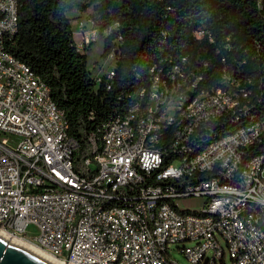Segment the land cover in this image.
<instances>
[{
	"label": "built area",
	"instance_id": "1",
	"mask_svg": "<svg viewBox=\"0 0 264 264\" xmlns=\"http://www.w3.org/2000/svg\"><path fill=\"white\" fill-rule=\"evenodd\" d=\"M117 26L100 31L84 15L76 48ZM17 27V0H0L1 230L63 264H182L180 243L191 264H227L226 253L231 264H264V113L251 112L250 89L225 70L220 85L203 86L186 56L153 65L128 109L89 135L81 170L63 110L8 50ZM227 119L234 129L216 133ZM187 197H202L200 210L178 205Z\"/></svg>",
	"mask_w": 264,
	"mask_h": 264
},
{
	"label": "trees",
	"instance_id": "2",
	"mask_svg": "<svg viewBox=\"0 0 264 264\" xmlns=\"http://www.w3.org/2000/svg\"><path fill=\"white\" fill-rule=\"evenodd\" d=\"M18 27L8 50L49 87L76 139L75 168L90 156L89 135L100 136L111 116L124 112L149 85L150 68L181 56L199 67L203 86L220 85L221 74L250 89L252 113H264V0H17ZM91 8L105 36L101 57L120 35L114 75L93 77L87 56L75 46L70 11ZM202 31L197 38L195 31ZM203 63H207L203 67ZM216 133L235 125H214ZM264 146V143H263Z\"/></svg>",
	"mask_w": 264,
	"mask_h": 264
},
{
	"label": "rangeland",
	"instance_id": "3",
	"mask_svg": "<svg viewBox=\"0 0 264 264\" xmlns=\"http://www.w3.org/2000/svg\"><path fill=\"white\" fill-rule=\"evenodd\" d=\"M90 13H91V8H88L84 11H70L66 13V15L70 19L72 31H74L73 37H75V39H77L75 33L78 29L77 28L78 21L82 20L84 15H90ZM102 35L103 34L99 35V37L89 47L81 50L86 53L87 67L92 72L93 77H100L104 72L109 70L114 63V59L107 56L105 57L100 56L103 50V42H104ZM203 203H204V199L202 197H187L179 200L178 205L184 209L200 210ZM33 234L34 232L30 228V236H32ZM187 244L190 243H180V244L172 245V248H174L173 256L182 264H191V263L175 247L187 245ZM225 260L227 264H231V259L228 253H226L225 255Z\"/></svg>",
	"mask_w": 264,
	"mask_h": 264
},
{
	"label": "water",
	"instance_id": "4",
	"mask_svg": "<svg viewBox=\"0 0 264 264\" xmlns=\"http://www.w3.org/2000/svg\"><path fill=\"white\" fill-rule=\"evenodd\" d=\"M0 264H52L28 249L0 236Z\"/></svg>",
	"mask_w": 264,
	"mask_h": 264
},
{
	"label": "bare ground",
	"instance_id": "5",
	"mask_svg": "<svg viewBox=\"0 0 264 264\" xmlns=\"http://www.w3.org/2000/svg\"><path fill=\"white\" fill-rule=\"evenodd\" d=\"M0 236L4 237L8 241H11L17 245H20V246L28 249L29 251L37 254L38 256L44 258L45 260L49 261L52 264H63V262H61L60 260H58L57 258L52 256L47 251H45L42 248L26 241L25 239H22L20 237L11 236L7 232H5L1 229H0Z\"/></svg>",
	"mask_w": 264,
	"mask_h": 264
}]
</instances>
